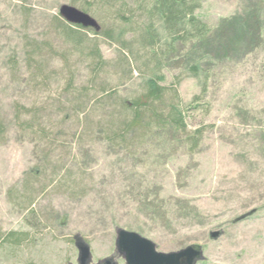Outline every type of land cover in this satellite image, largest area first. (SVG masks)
Instances as JSON below:
<instances>
[{"label": "rangeland", "instance_id": "1", "mask_svg": "<svg viewBox=\"0 0 264 264\" xmlns=\"http://www.w3.org/2000/svg\"><path fill=\"white\" fill-rule=\"evenodd\" d=\"M187 3L173 30L157 0H0V264H79L77 234L91 264H126L120 227L264 264V0ZM63 5L100 30L72 32ZM151 80L185 128L128 130Z\"/></svg>", "mask_w": 264, "mask_h": 264}, {"label": "water", "instance_id": "2", "mask_svg": "<svg viewBox=\"0 0 264 264\" xmlns=\"http://www.w3.org/2000/svg\"><path fill=\"white\" fill-rule=\"evenodd\" d=\"M60 15L69 23L100 30L96 19L73 6L63 5ZM220 234L219 231L213 232L211 237L217 239ZM74 240L79 251L78 263L91 264L92 252L89 243L80 234L75 235ZM116 250L125 259L126 264H197L205 258L201 245L192 244L169 253L159 252L153 241L121 227L117 228ZM113 260L114 258H107L98 264H111Z\"/></svg>", "mask_w": 264, "mask_h": 264}, {"label": "trees", "instance_id": "3", "mask_svg": "<svg viewBox=\"0 0 264 264\" xmlns=\"http://www.w3.org/2000/svg\"><path fill=\"white\" fill-rule=\"evenodd\" d=\"M183 7L184 8L188 7L187 0H157V5H156V9L158 10V12L161 13V16L163 17L166 25L173 30L177 28V24L181 18V12ZM194 20H195L194 18L191 19L192 22H194ZM69 24L70 25H68V28L72 32H75L73 24L71 23ZM74 26L80 27L81 25H74ZM224 26L225 24H221L220 28L218 29L219 31H216L218 32L217 35L221 36V34H223ZM249 26L250 25H247V23H245V25L240 28L239 31L240 34L238 33L239 35L237 37L235 38L233 37L234 43L248 36L245 33H248L250 31ZM258 28L259 27H257V30ZM194 29L197 32L196 36L198 37L200 43L207 42L210 36L209 33L210 30L207 28L205 29L203 26L201 29L198 26H195ZM163 93H164V87H162L158 83V81L151 80L149 82L148 91L147 94L145 95L146 99H144L145 101L138 100L134 103L132 107L134 108L135 117L131 121L127 122L128 130H130V128L133 129L135 127L141 128L143 126V122L147 118L149 120V124L157 123L159 128L161 129L166 130L167 128L172 127L175 130H181L182 128H185L184 114L177 107H172L170 113H168L167 115H165V113H157L154 111L152 102L162 99ZM148 111L153 113V116L151 115L152 117H148L146 115L147 113H149ZM11 236H13V234H11ZM20 240H21L20 236L16 237L15 239H12V241H15L16 243L20 242Z\"/></svg>", "mask_w": 264, "mask_h": 264}]
</instances>
